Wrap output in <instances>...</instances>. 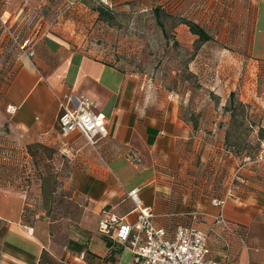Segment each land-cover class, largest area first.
Instances as JSON below:
<instances>
[{
    "label": "crops",
    "instance_id": "obj_1",
    "mask_svg": "<svg viewBox=\"0 0 264 264\" xmlns=\"http://www.w3.org/2000/svg\"><path fill=\"white\" fill-rule=\"evenodd\" d=\"M46 1L0 0V152L22 155L29 172L30 161L38 164L30 190L2 184L0 173V264H130V249L100 229L111 214L137 220L130 190L140 189L155 224L173 236L181 224L206 226L211 218L200 222L193 213H217L212 199L232 182L224 213L237 234L228 253L211 237L210 256L264 264V164H255L261 153L255 160L231 150L224 133H208L175 104L138 103L123 69L47 30ZM249 1L245 50L264 68V0ZM29 38L32 55L21 48ZM70 95L93 99L104 113L108 135L97 144L78 130L62 134L60 99ZM240 166L244 182L234 179Z\"/></svg>",
    "mask_w": 264,
    "mask_h": 264
},
{
    "label": "rangeland",
    "instance_id": "obj_2",
    "mask_svg": "<svg viewBox=\"0 0 264 264\" xmlns=\"http://www.w3.org/2000/svg\"><path fill=\"white\" fill-rule=\"evenodd\" d=\"M251 3L47 0L41 14L48 31L56 30L92 55L123 69L133 80L138 103L154 108L175 104L181 115L204 125L208 133L215 134L217 128L228 135L237 145L236 151L252 158L261 153V161L255 163L261 165L264 68L247 57L242 32ZM157 6L162 8L160 19L154 11ZM100 7L110 11L106 18L100 15ZM184 19L201 24L213 39L199 44ZM19 156L9 162L0 159L7 162L2 166L18 170L5 176L7 181L2 184L30 190L38 164L34 167L30 161L32 171L25 176L29 166Z\"/></svg>",
    "mask_w": 264,
    "mask_h": 264
},
{
    "label": "built area",
    "instance_id": "obj_3",
    "mask_svg": "<svg viewBox=\"0 0 264 264\" xmlns=\"http://www.w3.org/2000/svg\"><path fill=\"white\" fill-rule=\"evenodd\" d=\"M21 48L28 50L31 55L34 54L30 38L21 44ZM60 106L62 111L59 122L64 136L78 130L90 143L97 144L98 140L108 135L105 115L96 109L93 99L70 95L60 99ZM15 109V106H8L9 111L13 112ZM0 154L2 159L8 162L9 157L11 159L12 153L8 148L4 147ZM240 168L242 166L235 172L236 177ZM29 171L28 169L25 172V176L29 175ZM233 189L232 182L225 196L212 199L214 206L219 207L217 213L209 214L205 211L193 213L200 222L209 216L211 220L206 222V226H201L200 223L181 224L176 227L174 235L170 236L165 228L155 224L153 209L143 205L139 195L140 189L136 187L128 194L138 211L137 220L131 223L111 214L101 219L100 229L104 232L112 230L113 237L130 249L132 253L130 264H229L227 255L220 259L210 256L212 251L209 239L215 236L223 243L227 253L230 250L231 235L237 234V230L234 223L226 217L224 207Z\"/></svg>",
    "mask_w": 264,
    "mask_h": 264
},
{
    "label": "trees",
    "instance_id": "obj_4",
    "mask_svg": "<svg viewBox=\"0 0 264 264\" xmlns=\"http://www.w3.org/2000/svg\"><path fill=\"white\" fill-rule=\"evenodd\" d=\"M99 10V13H100V15L102 16V17H105L106 15H109L110 13V11H108L106 8H104V7H100V8H98ZM162 8L160 7V6H157V7H155L154 8V11H155V13H157L156 15H157V17L160 19V16H161V12H162V10H161ZM106 18V17H105ZM183 22L184 23H186L187 25H188V27H189V29H191L190 31L193 33V34H195V35H197L198 36V38H197V42L199 43V44H203V43H207V41H210V40H212L213 39V35L209 32V31H207L201 24H199L198 22H196V21H194L193 19L192 20H189V19H184L183 20ZM234 95H235V93H234V91L233 92H231V97H234ZM229 110V109H228ZM232 110V109H231ZM226 141H227V143H228V146H230V149L231 150H235L236 151V149H235V146H237L236 144H233L230 140H229V137H228V135L226 136ZM250 155V154H249ZM259 155H256V156H254L253 158H252V156L250 155V157H251V159H255V160H257L259 157H258ZM4 164V163H3ZM0 168H1V175H4V176H8V175H11L13 172H16V171H18L17 170V168L16 167H14V166H6V165H3L2 166V163L0 164ZM36 172V174H37V172L38 171H35ZM30 174V173H29ZM235 180H238V181H240V182H244V181H241L240 180V178L239 177H236L235 178ZM109 243V242H108ZM75 245H76V249L79 251H82L83 249H84V245L83 244H78V243H75ZM109 245H110V243H109Z\"/></svg>",
    "mask_w": 264,
    "mask_h": 264
}]
</instances>
